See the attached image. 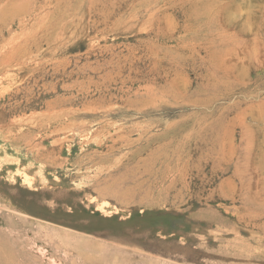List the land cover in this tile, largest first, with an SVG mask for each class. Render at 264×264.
Instances as JSON below:
<instances>
[{"label": "rangeland", "instance_id": "374dc122", "mask_svg": "<svg viewBox=\"0 0 264 264\" xmlns=\"http://www.w3.org/2000/svg\"><path fill=\"white\" fill-rule=\"evenodd\" d=\"M0 264H264V0H0Z\"/></svg>", "mask_w": 264, "mask_h": 264}, {"label": "bare ground", "instance_id": "6f19581e", "mask_svg": "<svg viewBox=\"0 0 264 264\" xmlns=\"http://www.w3.org/2000/svg\"><path fill=\"white\" fill-rule=\"evenodd\" d=\"M1 60V59H0Z\"/></svg>", "mask_w": 264, "mask_h": 264}]
</instances>
